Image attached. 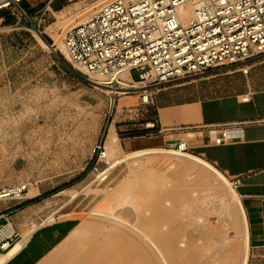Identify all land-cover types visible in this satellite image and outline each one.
Segmentation results:
<instances>
[{"label": "rangeland", "instance_id": "rangeland-1", "mask_svg": "<svg viewBox=\"0 0 264 264\" xmlns=\"http://www.w3.org/2000/svg\"><path fill=\"white\" fill-rule=\"evenodd\" d=\"M5 1L6 5L0 8V192L5 188L21 185L27 186L23 194L27 193L29 187L36 189V193L39 190L46 193L54 190L75 191L78 196L71 201V206L63 210H59V207L71 200L68 192L45 198L40 204V218L25 231L29 232L40 224L51 223V219L76 218L75 230L40 263L74 264V261L97 246L103 238L100 233L103 232L100 228L101 221L93 213L102 210L104 199L108 195L120 189L125 195L124 199L128 201L131 196L135 197L133 194L136 192H142L140 195L147 194V189L150 191L154 183L159 181L151 180V187H138L136 179L146 178L147 181V177H150L136 176L139 175V171H136L145 165L149 155L143 156L142 161H134L136 158L132 157L138 150L153 148L149 140L151 136L145 135L143 130L146 123L154 119V108L151 103H142L143 88H132L125 95H108L105 91L96 89L97 86L91 80L93 78L75 71L64 60L61 51L55 48L58 41L63 44L68 30L81 19L85 22L87 16L95 14L111 0H76L72 3L55 0L51 5L50 0ZM84 9L86 10L82 16L73 17ZM66 15H70V19L73 17V20ZM22 18L26 23L21 21ZM39 39L50 44V49ZM141 72L137 69L131 74L134 81L140 83L137 87H144L138 81ZM233 76L223 75L222 72L204 73L169 84L176 86L187 82L189 86L185 91L203 97H217L244 89L242 73H238L236 78ZM247 77L255 79L257 88H264V56L250 63ZM121 83L136 87L134 82L124 78ZM172 91L176 93L178 89ZM112 125L115 126L120 149L113 156L121 162L124 160V163L120 162L108 172V156L105 158L102 155L106 153L104 144ZM96 146H100L101 150L94 152ZM186 152L195 155L189 150ZM161 153L151 154L150 161L147 159L146 162L152 163L151 166L164 164L162 168L166 174L167 154ZM177 171L178 168L174 166L167 175H176ZM133 177L136 184L124 189L123 185L128 183L125 181H133ZM226 178L236 190L234 182ZM185 180L187 185H196L193 174ZM149 191L147 196L150 200L146 196L142 200L139 196L141 199L137 197L138 201L142 200V204L137 201V206H142L135 209V200V203L131 202V206L134 205L135 208L130 206L129 212L122 214H156L158 208L163 209L159 207L161 202L157 199L155 201ZM228 198L229 196L227 200ZM160 210L157 211L158 214L161 213ZM182 214L192 215L187 217V221L195 224V228L193 226L186 231V239L179 244V248H183L190 239L207 233L212 235L208 243L216 264H226L228 258V264H234L237 261L234 259H238L237 262L240 263L243 250H234L232 253L231 247L238 244L241 237L228 225L226 214L220 207L218 209L216 199L208 197L204 201H197L194 207ZM224 231L226 237L222 238ZM225 238L228 241V251L221 252L220 246ZM196 243L201 245L204 242L198 239ZM141 249L150 261L152 255ZM247 264H264V243L250 242Z\"/></svg>", "mask_w": 264, "mask_h": 264}, {"label": "built area", "instance_id": "built-area-1", "mask_svg": "<svg viewBox=\"0 0 264 264\" xmlns=\"http://www.w3.org/2000/svg\"><path fill=\"white\" fill-rule=\"evenodd\" d=\"M190 3L196 9L187 18L180 10ZM63 49L75 71L103 76L111 87L140 69L138 81L152 104L158 88L208 70L235 67L247 74L250 63L264 56V0H111L65 33ZM143 131L161 133L156 120ZM229 140L223 130L214 142Z\"/></svg>", "mask_w": 264, "mask_h": 264}, {"label": "crops", "instance_id": "crops-1", "mask_svg": "<svg viewBox=\"0 0 264 264\" xmlns=\"http://www.w3.org/2000/svg\"><path fill=\"white\" fill-rule=\"evenodd\" d=\"M21 21L26 23L23 18ZM249 71L244 74L227 67L205 72H222L233 78L242 73L244 89L230 95L203 97L185 91L187 82L166 84L154 91L152 120H156L161 133L149 140L153 148L184 144L236 184L248 222L250 246L251 241L264 243V88H257L255 79L247 77ZM173 89L178 91L174 93ZM245 96L249 97L247 102L243 101ZM223 130L229 132L230 140L216 145L214 140ZM64 191L39 190L31 196L27 191L20 198L11 195L0 199V256L8 255L30 232L22 248L1 264H40L71 234L77 226L76 218L40 224L25 232L40 218L41 202ZM71 201L64 202L59 210L71 206Z\"/></svg>", "mask_w": 264, "mask_h": 264}, {"label": "bare ground", "instance_id": "bare-ground-1", "mask_svg": "<svg viewBox=\"0 0 264 264\" xmlns=\"http://www.w3.org/2000/svg\"><path fill=\"white\" fill-rule=\"evenodd\" d=\"M6 3L7 1L5 0L1 1L0 8L5 6ZM86 9L78 11L76 14H74L73 17L82 16L83 11H85ZM195 9L196 4L190 3L180 10V14H183V16L190 18L191 16H193ZM62 13L63 12H60V14ZM89 17L90 16H87V18ZM68 19H70V17ZM83 20L84 19H81L75 26H78L79 23H81ZM49 30L51 29L49 28ZM47 32L49 31L47 30ZM50 32L52 33V31ZM39 40L45 47H50V44H46L41 39ZM56 46L57 47L55 48L59 49L61 52H64L63 44L60 41L56 43ZM89 77L93 78L91 80H93L92 82L95 86H97L96 89L105 91V94L108 95H125L128 94V92L132 88H143L142 103L150 104L148 97L149 91L145 89V87H137V85L140 83L133 81L129 73L123 74L122 78L134 82L136 84V87H129L127 84L122 83L117 88L114 86L111 87L105 81L106 79L103 76L90 75ZM100 87H103V89H101ZM119 108L120 105L118 106V109ZM104 146L106 149V153L104 152L102 157L106 158L108 156V158L106 159V163L108 165L106 166V170L109 172L121 162L120 159L113 156V154L117 153L119 149L118 138L115 134V129L113 126L110 127ZM185 148L186 147L183 144L181 146V149L177 150L162 151L160 150L161 148H148L138 150L133 153L132 157L136 158V160L134 161H140L143 156L148 155L149 158L147 159H149L150 161L151 154L155 155L162 152L161 154H167V161L165 164H167L168 170H166L170 172L171 170H173L174 166L176 169L178 168L176 175L169 176L171 174L167 175L168 172L166 174L163 173V170L164 172H166L165 169L162 168L164 164L160 166V164L158 163L159 165L156 164L151 166L152 163L146 162L147 159L146 157H144L146 159H144L145 165L140 166L139 170L136 171H139V173H137L139 175H136L135 173L137 177H143L144 175L150 176L147 177V181L146 178L137 180L136 177L135 179L138 182V187L148 186L151 180H159L158 182H156L157 184L154 183L155 186H148L151 187V192L148 189L146 192L148 194L149 191L153 195L155 201L157 199V201L161 202L159 207L163 209L160 210L158 208L157 210L158 212L160 210L161 213L158 214L155 209L154 211H156V214H140L141 212H138V214H122L126 211L129 212V207L132 204L131 202L134 201L133 203H135L136 200V208L134 207V205L133 207H131L138 210V208L142 206H137L139 205L138 202H141L145 199L143 196H146V199L149 200L150 198L146 193L140 195L142 194V192H139L140 194L136 192V194L138 193L139 195L133 194L135 195V197L131 196V198L133 199L129 198V200L127 201L126 199H124V193L120 189L116 190L104 199L105 201L102 210L93 213L94 216L98 217L102 224L100 225V228L103 230V232L100 231V233L103 234L101 242L97 246L91 248L90 251H87L85 254H83L78 260L74 261V264H216V260H214V254L212 253V249L210 248V244L208 243L210 242V239L212 237V235L210 234L206 233L199 238L190 239V242L188 241L187 244L183 245V248H179V244L184 243V239H186V231L189 230L190 227L194 226L195 228V224L188 223L187 221V217L192 215L182 214V212L189 211L197 204V201H204L208 197H212L217 200L218 209L220 207L223 213L226 214L225 218L226 220H228V225L231 226V228L235 229V231L241 237V241L238 244L232 246V251H230L233 253L234 250H236L237 252L243 250L242 257L240 258L241 261L239 264H247V256L249 251L248 223L237 191L233 187H231L229 180L217 168L211 165L208 161L187 153ZM112 157H114L115 159L111 160ZM121 163H124V160ZM129 163H131V161ZM136 163L137 162H135V164ZM146 163L149 164L146 165ZM135 167L137 166L135 165ZM169 167H172V169L169 170ZM192 174L194 175V181L196 182V185L194 184V186L187 185L185 180ZM134 177L133 181L130 179H127L130 181H125L128 183H124V189H129L131 184H136V182L134 181ZM168 183H171L172 185L168 186ZM26 190V185L5 188L0 192V199L8 198L11 195L20 198ZM21 191L23 193H20ZM28 191V195L36 193V189H34L33 187H29ZM219 191H221V194L219 193ZM65 192H68L71 200L78 196L75 191H64L62 193ZM139 196L142 197L141 201H138V198L141 199V197ZM227 196H229L228 200ZM140 204H142V202ZM51 220V222H53V219ZM36 228L37 226H34L33 229ZM29 236L30 232L24 235L22 242L18 243L9 252L8 255L0 256V264L16 252H18ZM223 237H226L225 231L222 233V238ZM198 239L202 240L204 243H202L201 245L197 244L196 242H198ZM225 239L226 240H223L220 246L221 252L228 251V241L227 238ZM141 248L147 250V252L152 255V259L150 261L147 254H145ZM237 256L235 257L237 258ZM228 259L225 261L226 264H228ZM234 260L238 261V259ZM237 261H235L234 264H238Z\"/></svg>", "mask_w": 264, "mask_h": 264}, {"label": "water", "instance_id": "water-1", "mask_svg": "<svg viewBox=\"0 0 264 264\" xmlns=\"http://www.w3.org/2000/svg\"><path fill=\"white\" fill-rule=\"evenodd\" d=\"M10 1H17V0H10Z\"/></svg>", "mask_w": 264, "mask_h": 264}, {"label": "trees", "instance_id": "trees-1", "mask_svg": "<svg viewBox=\"0 0 264 264\" xmlns=\"http://www.w3.org/2000/svg\"><path fill=\"white\" fill-rule=\"evenodd\" d=\"M8 21H10V20H8Z\"/></svg>", "mask_w": 264, "mask_h": 264}]
</instances>
